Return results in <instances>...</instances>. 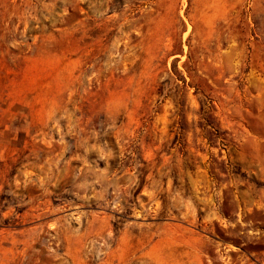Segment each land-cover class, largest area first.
Listing matches in <instances>:
<instances>
[{
    "label": "rangeland",
    "instance_id": "1",
    "mask_svg": "<svg viewBox=\"0 0 264 264\" xmlns=\"http://www.w3.org/2000/svg\"><path fill=\"white\" fill-rule=\"evenodd\" d=\"M0 264H264V0H0Z\"/></svg>",
    "mask_w": 264,
    "mask_h": 264
}]
</instances>
